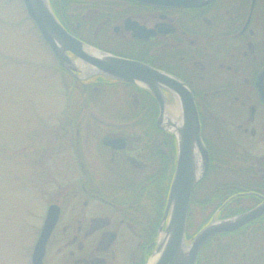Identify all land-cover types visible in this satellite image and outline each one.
Listing matches in <instances>:
<instances>
[{
	"label": "flooded vegetation",
	"instance_id": "obj_1",
	"mask_svg": "<svg viewBox=\"0 0 264 264\" xmlns=\"http://www.w3.org/2000/svg\"><path fill=\"white\" fill-rule=\"evenodd\" d=\"M48 4L86 45L185 85L209 161L188 211L192 201L206 199L210 221L222 220L264 203V102L257 89L264 69V0H213L179 9L130 0ZM68 76L78 85L68 92L64 124L71 128L63 126L73 140L66 176L52 182L40 227L56 206L42 264H147L166 226L178 141L158 127L159 106L147 89L102 75ZM162 94L164 118L178 123V97L168 89ZM195 264H264V213L211 238Z\"/></svg>",
	"mask_w": 264,
	"mask_h": 264
},
{
	"label": "rangeland",
	"instance_id": "obj_2",
	"mask_svg": "<svg viewBox=\"0 0 264 264\" xmlns=\"http://www.w3.org/2000/svg\"><path fill=\"white\" fill-rule=\"evenodd\" d=\"M48 49L21 1L0 0V264H30L52 182L66 176L71 154L70 78Z\"/></svg>",
	"mask_w": 264,
	"mask_h": 264
},
{
	"label": "water",
	"instance_id": "obj_3",
	"mask_svg": "<svg viewBox=\"0 0 264 264\" xmlns=\"http://www.w3.org/2000/svg\"><path fill=\"white\" fill-rule=\"evenodd\" d=\"M20 1L27 17L63 71L78 80L102 75L147 89L159 106L158 127L165 128L175 135L178 141V156L164 213L166 226L163 231L161 229L159 231V238L151 256V258L155 257L152 264H195L202 247L211 238L219 234L234 232L264 213L263 203L250 211L233 217L222 220L213 218L187 243L185 231L190 195L194 187L205 176L209 161L200 137V127L193 99L185 85L144 64L118 58L86 45L67 32L60 24L51 11L48 0ZM130 1L157 9H179L204 6L213 0ZM88 48L93 51L90 53ZM82 68L86 69L85 72L81 70ZM162 89H168L178 97L181 112V119L178 123L164 118L165 99ZM257 89L264 102V69L257 79ZM57 217L58 208L56 206L49 207L32 250V264H42L46 243L56 224Z\"/></svg>",
	"mask_w": 264,
	"mask_h": 264
},
{
	"label": "trees",
	"instance_id": "obj_4",
	"mask_svg": "<svg viewBox=\"0 0 264 264\" xmlns=\"http://www.w3.org/2000/svg\"><path fill=\"white\" fill-rule=\"evenodd\" d=\"M56 10H59V9H56ZM65 10L66 9H64V8L60 9V11H62V12ZM60 71L64 75L69 77L66 72H64L61 69H60ZM69 78H70L69 83H67V87H68L67 98L69 99V103H70L71 102V94H68V92L70 91V89H72V91L77 90L75 88L78 85H74L76 83V81L73 80L71 77H69ZM78 84L82 86L81 83H78ZM79 90H81V89H79ZM79 93H80V91H79ZM79 95L81 96V94H79ZM70 105H71V103L69 104V107H70ZM191 204H193V205L190 207V209L188 211L187 219H186V239L187 240H190V238L194 234H196L202 227H204L210 221L211 213H212V209H210L209 202L206 199L200 200L198 203H196V202L194 203L192 201Z\"/></svg>",
	"mask_w": 264,
	"mask_h": 264
},
{
	"label": "bare ground",
	"instance_id": "obj_5",
	"mask_svg": "<svg viewBox=\"0 0 264 264\" xmlns=\"http://www.w3.org/2000/svg\"><path fill=\"white\" fill-rule=\"evenodd\" d=\"M87 50H88L90 53H91V51H93L91 48H88ZM81 70H83V71L85 72L86 69L82 68ZM176 112H177L176 109H175L174 111H172L173 116L176 114ZM161 236H162V235H161ZM161 236H160V237H161ZM154 260H155V257H152V258L150 259V261H149L148 264H152V263L154 262Z\"/></svg>",
	"mask_w": 264,
	"mask_h": 264
}]
</instances>
